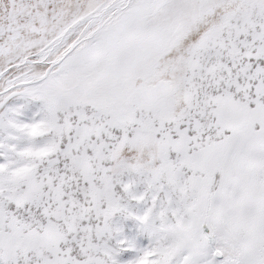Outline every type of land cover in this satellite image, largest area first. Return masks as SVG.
Instances as JSON below:
<instances>
[{"label": "snow or ice", "instance_id": "obj_1", "mask_svg": "<svg viewBox=\"0 0 264 264\" xmlns=\"http://www.w3.org/2000/svg\"><path fill=\"white\" fill-rule=\"evenodd\" d=\"M0 264H264V0H0Z\"/></svg>", "mask_w": 264, "mask_h": 264}]
</instances>
